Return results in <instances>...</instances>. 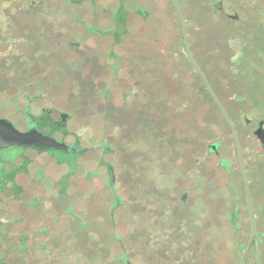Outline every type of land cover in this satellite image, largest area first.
Returning <instances> with one entry per match:
<instances>
[{"label": "flooded vegetation", "instance_id": "flooded-vegetation-1", "mask_svg": "<svg viewBox=\"0 0 264 264\" xmlns=\"http://www.w3.org/2000/svg\"><path fill=\"white\" fill-rule=\"evenodd\" d=\"M161 1L162 9L159 0H0V121L33 139L0 150V206L21 207L19 219L9 215L6 221L0 209V264H9L15 253L19 264H72L73 177L87 153L97 148L111 154L107 131L126 124V111H134L136 103L133 86L118 103L109 100L113 90L122 89L121 46L131 43L127 57L134 77L148 75L146 91L167 92L168 77L154 69L163 60L147 58L139 71L137 57H159L153 54L152 31L166 29L170 11L180 31L183 64L213 112L211 125L219 115L224 126L208 138L207 164L199 148L189 166L193 180L183 183L178 212L170 214L167 206L162 214L182 218L178 239L167 238L179 264H264V57L254 56L264 43V0ZM181 20L198 72L185 52ZM193 45L197 51L191 54ZM129 76L132 85V72ZM80 108L100 111L102 140L95 145L83 146L71 130ZM98 162L111 188L118 166ZM16 222L18 246H6L7 226ZM162 224H169L167 218ZM52 234L60 240L43 242ZM122 264H131L129 258Z\"/></svg>", "mask_w": 264, "mask_h": 264}, {"label": "rangeland", "instance_id": "rangeland-1", "mask_svg": "<svg viewBox=\"0 0 264 264\" xmlns=\"http://www.w3.org/2000/svg\"><path fill=\"white\" fill-rule=\"evenodd\" d=\"M161 3L159 0V9H162ZM167 21L166 29L152 31L155 42L158 40L154 42L153 54L159 57H137L141 60L137 62L139 71L145 69L144 60L147 58L156 63L163 60V64L154 69L164 70L168 77L167 92L146 91L148 75L143 72L142 76L134 77L133 63L130 64V57H127L131 43L121 46L126 56V64H122L118 74L122 89L120 92L113 90L109 100L118 103L121 93L133 86L136 103L134 111H126V124L120 128L115 125L107 131L109 135L105 141L113 150L111 154L104 156L97 148L87 153L80 160L77 174L73 177L72 250L68 246L72 264H122L127 257L131 264H179V253L173 252V244L169 243L167 235H174V238L168 237L175 241L178 239L176 224L182 218L169 215L165 217L169 224L164 226L162 214L167 206L170 214L178 212L176 209L180 204L183 183L193 180L189 166H192L194 157L200 155L199 148L201 158L206 159L208 138L218 135L224 125L219 115L218 123L211 125L213 112L208 109L206 100L199 97L193 74L183 64L185 55L178 36L180 31L171 11ZM135 31L133 29L128 33ZM260 47L255 57H264V43ZM190 51L191 54L196 53L197 47L191 46ZM131 72L135 83L129 85ZM99 117L100 111L93 108L88 111L80 108L75 115L71 130L83 146L95 145L99 139L102 140L99 137ZM118 118H123V115ZM117 128L121 133L118 137ZM100 158L113 167L118 166L112 171L111 188L107 186L110 177L98 162ZM50 170L53 169L47 167V171ZM208 177L209 174L205 172V178ZM116 197L119 204L114 209ZM20 208L15 204L0 206L4 211L3 221L9 215L12 219H19ZM7 230L9 234L5 240L8 239V243L4 245L18 246L20 224L16 222L7 226ZM84 230L90 232L89 237L86 233L82 235ZM53 234L43 242L48 239L58 242L59 237L54 238ZM47 246L53 247L54 243L47 241ZM88 249L89 259L84 254ZM14 255L9 259V264H19L17 253ZM67 259L64 258L63 262L69 261Z\"/></svg>", "mask_w": 264, "mask_h": 264}, {"label": "water", "instance_id": "water-1", "mask_svg": "<svg viewBox=\"0 0 264 264\" xmlns=\"http://www.w3.org/2000/svg\"><path fill=\"white\" fill-rule=\"evenodd\" d=\"M174 3H175V0H174ZM181 24L183 27V34L185 37V52H186L187 58L189 59L190 63L193 65L194 69L198 72L197 68L195 67V65L193 63V60H192L190 53H189L188 46L186 44V33H185V28H184V24H183L182 20H181ZM205 85L207 86L206 83H205ZM208 91H209L211 98L217 103V105H218L222 115L224 116L227 124L229 125V127H231L229 120H228L224 110L220 106L219 102L217 101L215 96L211 93L210 89H208ZM32 142H33L32 138H30L26 135H21V134L17 133L12 125L8 124L7 122L0 121V150H6V149H9V148H12L15 146H21L23 144H29Z\"/></svg>", "mask_w": 264, "mask_h": 264}]
</instances>
